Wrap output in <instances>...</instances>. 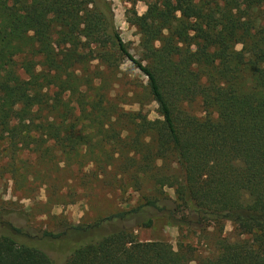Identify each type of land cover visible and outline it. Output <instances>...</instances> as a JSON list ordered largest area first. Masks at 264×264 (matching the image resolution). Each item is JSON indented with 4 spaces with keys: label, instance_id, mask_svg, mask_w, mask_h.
Wrapping results in <instances>:
<instances>
[{
    "label": "trees",
    "instance_id": "trees-1",
    "mask_svg": "<svg viewBox=\"0 0 264 264\" xmlns=\"http://www.w3.org/2000/svg\"><path fill=\"white\" fill-rule=\"evenodd\" d=\"M130 21L139 60L107 0H0V140L67 167L117 163L138 191L153 182L141 204L92 223L33 235L1 221L0 264H189L186 244L137 240L155 218L193 234L249 227L197 264H264V0H154ZM124 60L160 119L117 111L96 85L94 62ZM196 99L202 119L182 108Z\"/></svg>",
    "mask_w": 264,
    "mask_h": 264
},
{
    "label": "rangeland",
    "instance_id": "rangeland-1",
    "mask_svg": "<svg viewBox=\"0 0 264 264\" xmlns=\"http://www.w3.org/2000/svg\"><path fill=\"white\" fill-rule=\"evenodd\" d=\"M107 1L120 38L130 54L139 60L140 37L130 19L142 16L148 2L154 0L138 1L134 5L126 0ZM239 49L240 46H236V50ZM93 66L101 72L96 85L103 86L117 111L145 116L148 120L160 119L146 77L130 61L124 60L116 69H106L94 62L90 71ZM182 108L198 119L206 116L199 99L183 104ZM54 154L55 159L48 162L21 149L20 145L11 148L8 141L0 140V222H10L34 235L43 230L56 231L64 222L92 223L120 210L131 209L141 204L145 195H153V182L143 179L138 191L132 177L122 172L117 163L99 173L90 164L82 168L67 167L56 152ZM165 193L174 197L172 189H166ZM251 233V228H238L229 222L224 223L220 231L210 227L203 233H186L159 218L154 219L152 227L134 231L137 240L164 242L174 250L179 243L186 244L193 255L189 264L215 257L221 239L232 243L247 239Z\"/></svg>",
    "mask_w": 264,
    "mask_h": 264
}]
</instances>
